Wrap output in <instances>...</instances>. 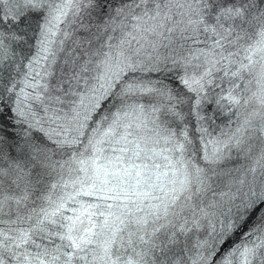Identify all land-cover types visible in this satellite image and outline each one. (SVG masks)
<instances>
[{
	"label": "snow or ice",
	"instance_id": "1",
	"mask_svg": "<svg viewBox=\"0 0 264 264\" xmlns=\"http://www.w3.org/2000/svg\"><path fill=\"white\" fill-rule=\"evenodd\" d=\"M0 264H264V0H0Z\"/></svg>",
	"mask_w": 264,
	"mask_h": 264
}]
</instances>
